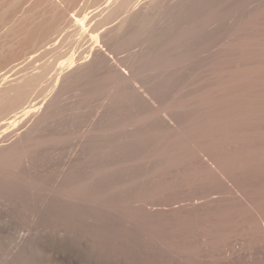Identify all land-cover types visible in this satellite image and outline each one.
<instances>
[{
  "label": "rangeland",
  "instance_id": "rangeland-1",
  "mask_svg": "<svg viewBox=\"0 0 264 264\" xmlns=\"http://www.w3.org/2000/svg\"><path fill=\"white\" fill-rule=\"evenodd\" d=\"M263 2L142 0L127 19L130 12L123 13L115 1L107 4L105 0H0V74L6 71L5 75L9 76L6 83L15 84L24 73L43 71V64L53 63L55 66L45 71L35 91L40 93L39 100L48 98L55 90L60 95L0 142V164H8L6 175L13 182L16 178L13 174L22 166L26 206L41 214L37 224L32 220L35 214L27 207L29 212L18 218L9 202H0V216L3 215L0 228L11 230L8 218L19 221L13 223L20 224L17 227L21 229V225L33 227L30 233L25 227L21 230L27 233L25 244L33 235L26 244L27 252L31 249L26 254L27 264L33 261L36 264H264L246 251L243 256L242 252L239 256L238 253L233 257L221 256L219 246L231 244L239 249L242 245H252L248 234H231L229 227L224 234L213 230L205 241L204 230L215 225V215L230 221L219 210V195L213 194V203L205 198L175 203L203 191L201 185L195 187L182 178L188 163L171 164L166 147L169 137L178 132L177 126L189 121L196 112L194 107L177 105L196 93L201 57L193 55L182 67L165 73V77L156 72L140 75V83L145 86L138 90L118 84L112 75L114 71L127 74L131 64L157 55L159 48L160 53H165L163 49L169 50V43L181 39L177 36L182 31L196 25L204 14H214L216 8V13L227 9L214 25L215 31L221 32L230 18L232 24ZM83 14L87 15L88 30L81 34L73 29L72 20L74 15ZM87 31L98 33L100 46ZM136 38L142 42L136 44ZM55 41L58 44L54 45ZM36 50L38 54L31 58L29 55ZM71 53L79 58L76 66L64 68L61 80L55 81L58 61ZM75 69L76 76L65 84L63 76ZM15 106L6 105V109ZM162 108L168 109V117L159 114ZM19 156L23 159L16 163ZM171 177L174 189L168 185ZM252 215L256 216L253 212ZM237 220L231 218L234 224ZM33 221L40 228L33 230L37 227L31 225ZM242 222L240 227L246 225ZM262 226L264 229V221ZM102 231L119 235L131 232L139 239L131 244L148 245L152 253L142 255L137 262L117 254L110 261L101 259L93 254L92 247L99 243L97 238ZM31 240L37 243L35 246L41 245V251L34 245L31 248ZM254 245L260 248L264 244ZM35 248L37 252L32 251Z\"/></svg>",
  "mask_w": 264,
  "mask_h": 264
},
{
  "label": "bare ground",
  "instance_id": "bare-ground-1",
  "mask_svg": "<svg viewBox=\"0 0 264 264\" xmlns=\"http://www.w3.org/2000/svg\"><path fill=\"white\" fill-rule=\"evenodd\" d=\"M113 1L117 2L119 7H122L123 13L130 12L126 16L128 19L133 14H131L132 9L139 5L142 0H105L107 4ZM214 11L217 12V8ZM220 11H222L218 12L220 14L216 12L210 15L207 14L209 16H204V14L196 25L191 26L189 30L182 31L181 35L177 36L181 37L179 41L169 43L171 47L169 50L163 49L166 51L165 53H160L161 48H159L157 55L142 59L137 64H131L129 71L126 70L127 74L114 71L112 75H114L113 77L118 84H126L129 86L124 85L125 87L138 90L145 86L140 83L139 77L147 74V72H156L158 76L165 77L169 74L168 71L183 66L193 55L201 57L200 65L198 64L197 91L194 96L191 95L193 97L190 96L189 100L187 99L188 101L185 100L177 105L183 108L187 106L194 107L196 112L189 121L177 126L178 132L169 137L166 147L169 152L168 160L171 164L178 161L188 163L187 168L182 173V178L189 180L195 187L201 185L203 191L199 195H196V193L190 194L188 197H191V199L180 198L175 203L186 200L196 201L200 198H205L208 203H213L215 201L213 194L216 193L219 195L217 199L220 200L221 208L219 210L230 221L226 222L221 217L220 219L216 217L217 215L213 216L216 222L211 229L204 230L203 236L207 238L205 241L210 239L213 230L224 234L227 228L230 227L231 232H233L231 234H248L252 245L255 242L264 244V229H262V221H264V2L249 12L247 16L232 24L230 18L223 31L216 32L217 28L215 27V29L214 25L226 14L227 9H225V12L221 9ZM86 19L87 15L82 17L74 15L72 20L74 28H72L76 32L81 31L82 34L87 29ZM125 19L121 20V24ZM87 32L94 39L96 45L100 46L98 33ZM173 40L175 41V39ZM191 40L193 41L192 44L189 42ZM55 42H53L54 45L58 44V42ZM140 42H142L141 38L135 39L136 44ZM187 43L191 46H185ZM169 45L166 47H169ZM184 46L188 49H184ZM38 50L29 56L33 58L34 54H38ZM75 55L71 53L66 58L58 61L56 68L58 67L57 69L60 70L56 69L57 72L55 71V81L59 82L64 68L70 69L76 66V61L79 58H76ZM23 61L17 62L13 67ZM45 64H43V71L26 72L18 77L20 79L15 84L6 83V81L8 82V75H5L6 71L0 74V142L4 141L12 131L22 128L31 117H35L46 106L49 107L60 96L58 91H54V88L52 90L54 93L50 94L48 98L44 96L40 100L38 99L40 93L35 91V87L42 81L45 71L51 70L55 66L52 65L53 63ZM75 73L77 74L76 69L67 72L63 76L65 84L76 76ZM10 104L16 106L11 110H7L6 105ZM159 114L167 117L170 115L167 108L160 109ZM21 159H23L22 156L17 157L16 163ZM0 166L2 169V172H0V199L2 198L0 202L2 200L9 202L19 218L25 211L27 213L28 209L31 210V208H28L29 205L26 206V200L28 199L25 181H23L24 171H22V166H19L16 169L17 173L13 174L15 175L13 177L16 178L12 177L13 182H11L6 175L8 164L2 163ZM261 175L263 176L262 179H257ZM14 179H16L15 182ZM173 180L174 178L171 177L168 183L171 189H174ZM30 204L36 206V204ZM232 204L238 206H231ZM3 206L2 208H4ZM35 209L37 210V208ZM3 210L1 214L4 212ZM37 212L35 214L33 211V214L37 215V220L34 215H32L34 216L32 220L40 223L41 214L39 215ZM252 212L256 216H253ZM250 213L251 216H249ZM5 216H7L6 212ZM38 216H40L39 219ZM0 217L3 218V215ZM25 218L23 219L25 220ZM231 218L234 220L239 219L237 220V223H239L234 224ZM6 221L10 224L11 230L0 228V264H27L26 254L29 255L31 249L27 252L29 246L26 247V244L33 236L29 234L33 227L30 229L24 226L28 229V235H31L27 238L29 240L25 244L24 240L27 233L21 232L24 229L23 225H21L23 229L17 227L20 224L16 223L14 225L13 221H17L15 218H8ZM240 221H243L242 223H246V225L240 227ZM32 223V226L37 225L34 224V221ZM25 225H27V222H25ZM38 227V225L37 227L34 226L33 230ZM239 230L241 233H239ZM38 233L40 232L37 231ZM131 234L130 232V234L119 235L102 231L99 235L101 237L98 236L97 238L99 243H94L92 252L94 251L93 254H97L99 258L106 261L112 260L116 254L122 255L123 258L128 256L135 262L142 255H150L152 247L148 245L138 247L131 244L139 241L136 235ZM38 237L40 238V236ZM148 240L150 239L148 238ZM36 241L39 245V240ZM108 241L110 244L105 245ZM111 242L113 245L114 243L119 245L113 246ZM31 243L29 244L31 248L32 245L37 244L33 241ZM101 243H104V245L102 246ZM121 243L127 245L121 247ZM252 245H244L245 248L242 245L238 249L231 244H227L219 246V250L223 257H233L237 253L239 256L241 252L240 255L243 256L246 251L251 255L250 257L256 258L255 256H257L258 259L264 261V245L260 248ZM39 246L41 247V245ZM39 246L36 245L35 247L38 249ZM36 248L32 251H35ZM39 250L41 251L40 248ZM35 256L33 257L35 258ZM247 256L249 257V255ZM124 259L127 260L126 257ZM31 264L36 263L33 261ZM49 264H52V262Z\"/></svg>",
  "mask_w": 264,
  "mask_h": 264
}]
</instances>
